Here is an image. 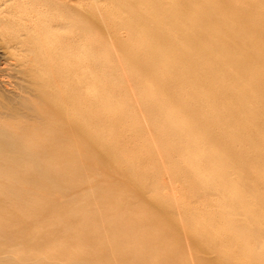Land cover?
<instances>
[{"label": "bare ground", "instance_id": "obj_1", "mask_svg": "<svg viewBox=\"0 0 264 264\" xmlns=\"http://www.w3.org/2000/svg\"><path fill=\"white\" fill-rule=\"evenodd\" d=\"M263 8L0 0V264H264Z\"/></svg>", "mask_w": 264, "mask_h": 264}, {"label": "rangeland", "instance_id": "obj_2", "mask_svg": "<svg viewBox=\"0 0 264 264\" xmlns=\"http://www.w3.org/2000/svg\"><path fill=\"white\" fill-rule=\"evenodd\" d=\"M260 1L264 2V0H260ZM96 16L97 17L99 16V11H96ZM110 59L112 61H114L117 65H119L120 67H123V65L120 63V56H119V53L117 51H114V53L112 54ZM122 75L125 76L124 73H122ZM0 88H1V86H0ZM0 94H1V90H0ZM2 137L8 138V139L13 138L12 135H10V136L7 135V137L3 135ZM122 139H124V137ZM123 148H124V152L127 153V157L128 158H132V159L138 158V153L139 152H137V151L136 152L128 151L124 147V144H123ZM136 168L137 169H141V168H143V165H140L139 163H137ZM63 169L64 170H62V175H64L66 173L65 168H63ZM91 178H92V180H91ZM103 180H104V178L100 177L99 175L98 176L90 175V183L88 185H94L95 183L103 181ZM165 180H166V182H168L167 178ZM177 185H180V184L177 183ZM83 186H86V184L83 185ZM69 187L70 186L68 185V182H63L62 183V189H63L62 191H63V193H62L61 198H59V199H61V201H60V202H62V206L61 207L64 208V210H69L71 208H80L81 209L82 207H85V206H87L89 204H92L91 200H89L87 198H84V197L82 198L80 196H76L74 198L72 196L73 195L72 192H70L71 190L69 189ZM164 193H167V191H165ZM123 194H124V196H123L124 197V207L127 206V208H128L129 206H132L133 209H137V210L139 208V209H142V210H139V212H142V213L143 212L144 213L148 212V213H150V215L154 213L152 211V209H151V207H153V206L150 204L151 201H149L148 196L146 197L148 200L144 197V201L142 200V202H141V200L138 198V192L134 191L130 187H124ZM164 195H165V197L168 196L166 194H164ZM171 196H174V198H175L174 202H176L177 211L181 210L182 209V206H181L182 202H181L180 197H179L180 195L175 193V194H173ZM97 203H99V202H97ZM157 212H160V211H157ZM62 218L66 221V219L64 217H62ZM44 220L49 221L48 218H45ZM177 220H178V218H177ZM181 221H182V219H181ZM45 223H48V222H45ZM16 225H17V227H25V226H28L29 223L26 220H22V221H18L16 223ZM68 226L69 225L56 226V228L54 229V233H56V232L59 233L62 228H63V230H66L67 229L66 227H68ZM30 228H33V226H30ZM176 242H178V240H176ZM176 242H175V244H176ZM179 242H181V243L179 244ZM179 242H178L179 245L177 247H174L173 251H178L179 252V249L180 250L182 249V251H184V253L186 254V259H185V261H186L185 263L186 264H194L193 261H192V257H194L196 253L199 254L201 257H206L205 256L206 253L204 255L201 252V250H199L198 248H196V249L192 248L190 246L192 244H190L187 241V239L182 238V241H180V239H179ZM38 243L40 245H44L45 250H47L48 243L44 244L43 239L40 240ZM71 244H73V243L68 242L67 243V247L69 246L71 248V246H70ZM175 244H172V246H174ZM85 246L88 248L91 245H90V243H85V244H83L80 247V249L85 248ZM56 259L57 258H55V257L48 256V260L51 261V263H54L56 261ZM56 263L57 262H55V264ZM57 264H69V263L65 262L64 260H59Z\"/></svg>", "mask_w": 264, "mask_h": 264}]
</instances>
